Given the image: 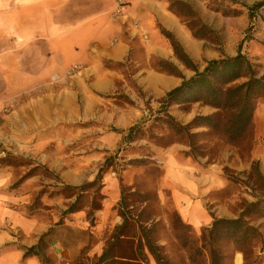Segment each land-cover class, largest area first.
Wrapping results in <instances>:
<instances>
[{
  "label": "rangeland",
  "instance_id": "374dc122",
  "mask_svg": "<svg viewBox=\"0 0 264 264\" xmlns=\"http://www.w3.org/2000/svg\"><path fill=\"white\" fill-rule=\"evenodd\" d=\"M257 1L151 0L155 18L140 24L136 12L127 14L130 28L111 38L109 49L123 42L122 56L95 55L63 71L53 79V106H18L11 118L4 115L12 106L0 110V171L11 187L24 184L29 211L53 213L59 264H210L203 244L213 217L241 218L260 234L247 255L221 235L213 245L217 264H236L237 255L241 264H264V94L236 139L227 136L230 109L173 104L167 115L183 126L176 132L162 120L161 106L172 86L160 63L170 61L172 49L161 29L179 41L168 18L179 23L178 35L187 32L192 47L183 49L198 59L199 70L240 51L263 74L264 4L245 6ZM126 4L117 15L111 11L113 19L125 15ZM151 29L164 38L154 47L159 53L150 45ZM181 70L186 78L194 73ZM107 247L111 257L99 261Z\"/></svg>",
  "mask_w": 264,
  "mask_h": 264
},
{
  "label": "crops",
  "instance_id": "0c3cea01",
  "mask_svg": "<svg viewBox=\"0 0 264 264\" xmlns=\"http://www.w3.org/2000/svg\"><path fill=\"white\" fill-rule=\"evenodd\" d=\"M125 1V15L115 20L111 11L116 0H0V110L13 107L4 117L11 118L18 106H53L48 105V99L58 92L53 79H59L71 65L95 55L122 56L123 42L112 49L108 45L114 35L121 37V31L130 28L124 26V17L136 12L142 24L155 18L156 11L151 0ZM168 19L166 27L176 33L188 51L192 42L187 32L178 35L179 23ZM155 31L150 30V45L153 52L159 53L154 47L157 40L164 38ZM166 57L183 69L171 48H167ZM189 57L197 63L190 52ZM167 81L173 88L181 77L170 74ZM6 178L0 171V264H59L55 251L58 243L51 232L56 226L53 213L49 216L42 208L29 211L27 194H21L24 184L11 187ZM45 233L49 235L46 238ZM41 237V246L35 249L38 254L25 255V249L36 246Z\"/></svg>",
  "mask_w": 264,
  "mask_h": 264
},
{
  "label": "trees",
  "instance_id": "16d2710c",
  "mask_svg": "<svg viewBox=\"0 0 264 264\" xmlns=\"http://www.w3.org/2000/svg\"><path fill=\"white\" fill-rule=\"evenodd\" d=\"M231 1L234 2L236 0ZM263 4L264 0H260L250 6L244 5L249 9H258ZM161 32L169 40L175 57L186 68L194 72L193 75L186 78L172 62L160 60L162 67L167 68L169 74L181 77L180 83L169 89L162 98L161 106L165 115L162 120L171 129L179 132L183 129V126L175 123L173 118L167 115V108L173 104L202 102L218 110L230 109L231 120L227 129V136L232 139L240 137L250 125L254 101L261 94H264V73L258 74L249 58L240 51L234 56L211 59L202 70H199L183 49L181 43L170 32L164 29H161ZM201 119L209 124L214 123V117L205 116L201 117ZM133 128V126L129 128V134L133 131ZM100 172L101 168L96 177L97 179L100 178ZM97 179L90 184L95 183ZM73 210H75L74 203L68 207L67 212H72ZM121 215L123 222H125L128 216L124 212ZM213 218L210 227L204 229L207 235L206 239H204L205 244H203L206 245L207 243L209 247L208 257L210 264H217L218 262L219 252L213 245L221 235L230 239L232 244L237 247L236 250L242 251L245 255L255 253V244L260 239V234L255 227L249 225L241 218ZM48 233H45L44 237ZM43 238L41 237L36 246L26 248L25 255L38 254L35 249L41 246ZM44 243L46 245L45 241ZM146 245L156 262L159 263L161 256L157 247L149 239L146 240ZM109 251L110 247L104 249L98 257L99 261L109 259L111 257Z\"/></svg>",
  "mask_w": 264,
  "mask_h": 264
},
{
  "label": "built area",
  "instance_id": "2783aa9c",
  "mask_svg": "<svg viewBox=\"0 0 264 264\" xmlns=\"http://www.w3.org/2000/svg\"><path fill=\"white\" fill-rule=\"evenodd\" d=\"M124 4H125V0H116V5L114 7L112 15L119 14L121 12ZM114 42H116V39H113L111 44H113ZM77 67H78L77 64H73L72 66H70L69 69L66 70L67 74H70V72H73ZM1 119H2V117L0 116V124H1ZM1 154H3V152H1L0 155Z\"/></svg>",
  "mask_w": 264,
  "mask_h": 264
},
{
  "label": "bare ground",
  "instance_id": "6f19581e",
  "mask_svg": "<svg viewBox=\"0 0 264 264\" xmlns=\"http://www.w3.org/2000/svg\"><path fill=\"white\" fill-rule=\"evenodd\" d=\"M235 263L236 264H241V258L239 255H237L236 259H235Z\"/></svg>",
  "mask_w": 264,
  "mask_h": 264
}]
</instances>
